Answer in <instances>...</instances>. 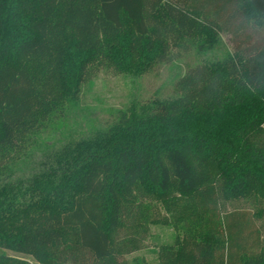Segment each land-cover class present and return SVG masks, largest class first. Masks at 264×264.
<instances>
[{"label":"trees","instance_id":"obj_1","mask_svg":"<svg viewBox=\"0 0 264 264\" xmlns=\"http://www.w3.org/2000/svg\"><path fill=\"white\" fill-rule=\"evenodd\" d=\"M253 24L264 27V0H0V264H32L8 250L128 264L155 223L178 228L157 264H264V37ZM221 32L237 51L216 57ZM192 44L203 58L177 97L133 102L35 157L102 69L138 77ZM232 200L258 208L224 211Z\"/></svg>","mask_w":264,"mask_h":264},{"label":"rangeland","instance_id":"obj_2","mask_svg":"<svg viewBox=\"0 0 264 264\" xmlns=\"http://www.w3.org/2000/svg\"><path fill=\"white\" fill-rule=\"evenodd\" d=\"M254 27L258 30L254 38H263L264 27L255 25ZM221 38L222 43L213 52L216 57H221L226 52L237 51L230 34L221 32ZM170 52L172 60L157 63L138 77L114 74L108 69H102L95 78L82 85L78 108L65 116L58 129L49 130L38 139L32 150L35 157L43 152L46 144L58 143L67 136H79L92 128L108 126L133 102L146 103L157 98L177 97L179 95L177 80L195 67L203 57L196 53L193 44L187 49L174 48ZM33 147H27V151ZM222 206L224 211L238 209L250 210L253 213L258 208V204L245 200L224 202ZM256 224L264 239V218H256ZM177 233L178 228L172 224H151L144 248L125 256L128 264H157L159 248L163 244L174 243ZM7 252L32 264H41L29 255L9 250Z\"/></svg>","mask_w":264,"mask_h":264}]
</instances>
